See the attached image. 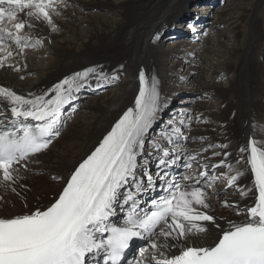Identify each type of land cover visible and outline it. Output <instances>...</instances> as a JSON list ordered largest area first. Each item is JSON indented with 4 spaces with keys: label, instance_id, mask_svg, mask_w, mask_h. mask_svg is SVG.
Masks as SVG:
<instances>
[{
    "label": "snow or ice",
    "instance_id": "obj_1",
    "mask_svg": "<svg viewBox=\"0 0 264 264\" xmlns=\"http://www.w3.org/2000/svg\"><path fill=\"white\" fill-rule=\"evenodd\" d=\"M61 3L63 0H0V67L13 56L9 42L20 53L42 44L39 39L30 43L22 35L24 29L47 24L56 30L53 13ZM91 77L108 79L89 68L40 94H20L0 86V187L20 195L13 186L20 179L17 165L48 149L51 138L59 134L65 105ZM139 82L134 107L123 113L71 173L51 203L0 216V264H99L98 258L103 264H121L134 239L146 241L147 247L129 264H264V137H250L239 147L236 165L243 163L244 170L222 159L211 166L227 168L219 176L209 177L207 171H201L199 179L191 174L177 177L169 170L181 155L186 157L187 168H191L187 161H195L196 156L177 151L178 141L187 137L170 120L172 127L162 132L161 139L173 147H163L160 142L151 145L157 153L153 174L147 159L142 164L141 157L151 155L145 145L163 102L155 76L149 78L141 71ZM179 123L183 125L184 120ZM249 173L251 187L241 188L237 182ZM221 179L242 199L252 197L243 207L222 203L240 219L212 213L207 189ZM152 192L157 194L145 200ZM118 211L124 213L119 224L113 220ZM211 228L216 232L209 242Z\"/></svg>",
    "mask_w": 264,
    "mask_h": 264
},
{
    "label": "bare ground",
    "instance_id": "obj_2",
    "mask_svg": "<svg viewBox=\"0 0 264 264\" xmlns=\"http://www.w3.org/2000/svg\"><path fill=\"white\" fill-rule=\"evenodd\" d=\"M76 1L80 2L82 10L92 9L95 6L107 9L115 6L111 0ZM186 1L126 0L121 4V0L118 5V12L123 16L121 24L113 26L108 31L101 29V25L98 24L94 32L82 37L76 31V38L66 36L68 33H73L74 29L72 30L71 26L77 21L76 14L81 10L74 9L73 5L70 7L69 4L61 3L57 11L53 13L55 31L51 30L47 24H40L34 29L26 28L22 32L23 36L29 38L30 43L36 39L41 40L42 44L39 46L42 51H26L25 49L23 53H20L14 44L10 45L9 50L13 51V56L9 58L5 67H0V85L22 94H40L51 89L54 84L64 78L80 72L81 69L95 68L97 72H102L108 77V79L102 78L99 81L95 77L89 78L91 88L98 87L100 83H105L104 81L112 80L114 74L115 76L124 75L126 81L120 84L119 92H115L112 97L105 95L91 99L92 102L85 106L86 112H90V119L87 118L89 120L85 124H80L82 123L80 118L76 123L67 125L66 129L58 135L59 137L57 136L58 138L51 142L48 149L38 156L22 161L21 165H26V167L17 166L20 179L13 186L20 195L0 187V196L4 197L0 200L1 215H12L24 211L25 204L37 208L53 201L61 192L75 166L99 143L118 116L131 105L136 93V76L139 69L143 70L146 76L148 74L147 77L157 78L163 102L156 120V129L153 131V133L158 132L157 136L145 145L146 153L150 152L151 155L146 154V157H141L142 164L145 158L147 159L149 171L153 174L157 171L154 158L157 153L151 145L160 142L163 147L169 149L173 147L161 139L162 132L169 131L172 127L169 125L170 120H174L175 126L181 128L184 137L186 135L189 137H187L189 143L184 147L182 144L179 145L182 141H178L176 146L178 152L187 150L190 154H195L201 163L227 159L241 170L245 169L243 163L236 165L239 147L247 143L250 135L257 139L264 137V67L259 58L260 48L264 41V28H259V25L264 16L259 13L260 16L255 17L250 37L242 47L237 48L240 55L244 51H249V54H245L246 57L240 60L239 68L233 67L232 69L233 48L229 45L224 49V51L227 50V59L222 60V54L219 53L222 55L220 56L212 52L217 61L215 63L222 65L224 62V65L228 66L227 68L232 72V77L223 85L200 83L198 88L190 90L192 93L194 90H200L201 95L207 93L213 98L217 108L214 105L199 103V101L188 103L194 100V97H191L193 94L187 95L183 104L171 108L169 103L178 93L180 81L188 79V76L178 75L167 64L168 57L181 56L192 59L195 57L199 60V52L203 50V46L197 45L184 50L167 52L159 47L157 35L171 24V21L182 11V5ZM187 17H189L188 13ZM183 19H190V17ZM178 21L183 23L182 19ZM199 27L200 25L197 28ZM60 28L64 29L63 32ZM43 52L48 53L49 58L42 56ZM2 55L3 53H0V56ZM37 61H41L38 67L35 66ZM215 69L217 76V67ZM190 78L193 81V76ZM197 78L196 81H198ZM245 79L249 84L247 96L243 94V80ZM75 94L77 92L73 95ZM190 111L201 116L193 118L191 115V119H188ZM161 117H163L162 121ZM181 119L184 120L183 125L179 123ZM227 143L226 148L221 147ZM216 144L221 146L215 149ZM209 145L214 147H209ZM204 149L207 150L204 151ZM222 151L228 153L227 157ZM213 153H220V155L214 156ZM177 167L178 165L175 164L169 170L170 175L177 176L175 175ZM220 172H227V168L223 167ZM237 183L241 188L251 187V174L241 177ZM219 188L221 186L218 185V188L208 190L209 203L213 206L212 213L217 217L240 219L233 209L222 207V203L228 201L231 204L244 206L252 202V197L242 199L235 188H232L233 192L230 191L231 196L227 193L228 195L222 194L220 197H215L214 194L219 192ZM156 194V192L149 193L144 199L147 200ZM119 216L122 218L123 215L121 216V212L118 211L114 218L120 220ZM219 222L222 225L224 223ZM215 232L216 230L211 228L212 235L209 236V242Z\"/></svg>",
    "mask_w": 264,
    "mask_h": 264
},
{
    "label": "rangeland",
    "instance_id": "obj_3",
    "mask_svg": "<svg viewBox=\"0 0 264 264\" xmlns=\"http://www.w3.org/2000/svg\"><path fill=\"white\" fill-rule=\"evenodd\" d=\"M125 1L126 0H122V2L121 0H111V2L115 4V6L110 9L95 6L92 9L82 10V5L80 6V2L76 0H63L64 4H69L70 7L73 5L74 9L79 8L81 10V12L76 14L77 21L75 22V24H73V26H71V29H74L73 33H68L66 37L76 38V31L81 35L80 37H82L85 34L94 32L98 24H100L101 29H104L105 31H108L115 25L117 26V24H121L123 22V16L120 14V12H118V5L120 4V2L122 4ZM182 7V11L176 16L177 19L174 18L171 21V24L168 27L163 28L157 35V42L159 43V47L167 52H170L175 50H184L189 47H196L198 45L201 47L203 46V50L199 52V60L195 57H193V59L191 57L184 58L181 56L168 57L167 64H169V66H171L173 70L178 73V75L188 76L189 79L180 81L181 84L179 85L178 93L176 94L175 98L169 103V106L173 108L178 104H183V100L185 99V97H187V95L189 94H193V96L191 97H194V100L188 103H197L199 101V103L203 102L207 105H214L217 108L218 106L215 104V101L213 100V98L208 96L207 93H203L201 95L199 93L200 90H194L193 93L190 90L198 88L200 83H218L220 85H223L229 78L232 77V72L227 68L228 66L224 65V62H222V65L215 63L217 61L212 52L214 51L218 53V55L222 54V60L227 59V50L224 51V49L229 45V47L233 48L231 53L233 58L232 69L233 67L235 69L239 68L240 60L242 61L244 56L246 57V55L249 54V51H244V53L240 55V53L237 51V48L242 47L245 44L246 40L250 37L255 17L257 15L260 16L261 13V15L264 16V0H187L186 3L182 5ZM187 13L190 19L184 20L183 18H189L187 17ZM178 19H182L183 23L179 22ZM191 19L194 20L191 21ZM191 24L193 25V27L196 25V27H194L196 29L193 33L190 32L192 29V27H190L192 26ZM199 25L200 27L197 28ZM259 28H264L263 17ZM63 30L64 29H61L62 32ZM10 45L13 44L10 43ZM30 50L42 51L40 46L26 48V51ZM260 51L261 53L259 58L261 60V64H263L264 67V41L260 48ZM42 56H44L46 59L47 57L49 58L48 53L46 52H43ZM40 62L41 61H37L35 66L38 67ZM215 67H217L218 71L217 76L214 72L216 71ZM83 71L84 69L80 70V72ZM29 76L31 77V75ZM116 76H113L116 77L114 80L112 79L110 81H104L105 83L110 82L109 85L102 86L93 94L86 92L87 90L91 89V87L89 86L91 85V82H88L87 85L83 87L82 91L77 92V94L74 95L75 98L78 97L73 102L74 109L64 110H67V112H65V120L62 130L66 129L67 125L76 123V121H79L80 118V121H82V123L80 124L82 125L90 119V112H86L85 106L92 102V98L97 99L105 95H109L112 97L115 92H119L120 84L124 83L126 79L125 76L121 74ZM191 76H193L194 78L193 81L190 80ZM196 77H198V81H196ZM243 83V94L244 96H247L249 93V84L246 79L243 80ZM191 112L192 111L188 113V118L192 115ZM160 120L162 121L163 117H161ZM156 125L157 123L155 121L153 128L149 130L150 135H148V141L154 140L153 138L157 136L158 132L153 133L154 129H156ZM186 137H188V135H186ZM188 138L186 140H180L182 142H180L179 145L182 144L183 147L187 145V143H189ZM216 145L217 146L214 147L215 149L221 146L218 144ZM224 145H228V143ZM181 158L183 159L182 155ZM231 192L233 191L231 190ZM231 192L228 191L227 193L231 196ZM227 193L225 194L228 195ZM35 209L36 207L32 208L31 206H27L24 211L18 212L16 214H21L26 211ZM122 215H124V213L121 212V216ZM0 216L11 215L0 214ZM119 218L121 219L120 216Z\"/></svg>",
    "mask_w": 264,
    "mask_h": 264
}]
</instances>
